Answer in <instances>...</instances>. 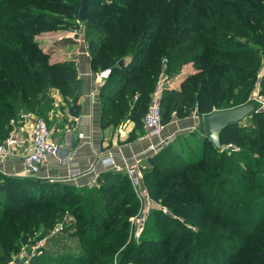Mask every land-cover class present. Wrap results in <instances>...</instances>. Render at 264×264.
Listing matches in <instances>:
<instances>
[{"label": "trees", "instance_id": "obj_1", "mask_svg": "<svg viewBox=\"0 0 264 264\" xmlns=\"http://www.w3.org/2000/svg\"><path fill=\"white\" fill-rule=\"evenodd\" d=\"M36 1L8 12L3 6L11 3L0 0L1 139L8 133V127L1 133L2 126L18 111L40 113L41 97L48 90L57 92L61 108L70 116L79 114L76 61H49L50 49L42 50L26 28L72 24L74 17L78 22L80 1H56L53 10L59 16L50 19L30 10ZM93 2L98 6L86 12L80 25L90 69L110 68L97 93L100 128L129 120V140L135 131L143 133L141 120L158 78L169 81L185 66L191 71L178 86L162 84L158 101L163 124L250 102L264 55V0ZM87 5L85 0L86 9ZM54 42L77 41L64 36ZM258 82L259 95H264V73ZM198 132L193 160L187 156L193 153L191 147L179 153L166 144L140 165L147 193L170 215L153 210V225L144 227L136 244L120 249L114 262L112 255L127 229L124 214L130 204L136 205L123 172L99 173L86 194L69 183L0 174V263H6L21 243H28L40 226L46 233L53 224L48 218L71 215L78 220L74 231L83 250L37 255L28 264L58 259L59 264H155L158 254L153 250L165 255L159 264H264V112L255 109L221 130L218 148L202 134L201 126ZM224 144L239 148L220 151ZM114 195L117 200L107 205L104 196ZM42 205L53 209L35 211Z\"/></svg>", "mask_w": 264, "mask_h": 264}, {"label": "rangeland", "instance_id": "obj_2", "mask_svg": "<svg viewBox=\"0 0 264 264\" xmlns=\"http://www.w3.org/2000/svg\"><path fill=\"white\" fill-rule=\"evenodd\" d=\"M29 1L30 0H8V2L11 3V5L9 7H7L8 3L6 2L4 4L3 8H6L5 10H7L8 12H11V11L14 12L16 10L22 9L26 4H28ZM31 1H34V0H31ZM56 1H62L63 3H65V1H66V3H71L70 2L71 0H38L34 3H32V7L30 8V10H32V9L37 10V13L43 14V18H46V19H50L48 17H58L59 15L56 14L53 10V7L55 5L54 3ZM88 1H89V5H87L88 10L85 8V12H89L90 9H95L98 6L95 2H93V0H88ZM78 8H79V4H78ZM59 19H63V18L59 17ZM72 19L71 18L67 19L69 21L70 20L73 21L72 24L66 23L67 25L53 24L52 26H49L47 28H43L41 26H35V25L31 24L32 25L31 27L26 28V30L31 31V33L32 32L34 33L32 35V39H33V41H35V43L40 48H42V50H45L48 48V50L50 49L49 50L50 54H54L52 58H50V56H49V58H48L49 61H54V60H58L61 58H70L72 56L71 54L73 52H75V50L77 49V46H78V44L76 42L59 43V44L55 45L54 40L66 36V37H71V38L74 37L76 39V41L78 39L79 40V41H77L78 43H81V41H83L82 29H81V25H80L81 22L80 23L77 22V19L75 17ZM74 25H76L77 27L75 28ZM74 32L76 34H72ZM160 63H161L160 64V73H161L164 69V65H163L164 59ZM190 71H191V69L188 66L186 69H184L182 71L181 75H179V78H176L173 80L174 82H172V83L168 82V81H162V82L166 83L168 87H173L174 84L178 86V84H179L178 80L182 79V77H184L186 75V73H188ZM263 73H264V55L261 56V58H260V67L257 70V75L255 77L254 86H253V88L249 94V98L247 100V101H250V103H253L256 110L262 111V112H264V95H259L260 84L258 81H259V79ZM161 77H159L158 80L163 78V77L162 78ZM55 93H56V91L48 90L42 95L41 101H40V105H41L40 113L36 114L33 111L27 112V113H31L32 115H34V117L41 119L46 124V126L48 127V129L50 131L51 139H52L51 129H52V127L54 128L55 121L57 118L55 113L59 112L66 117H70V115L66 112V109L61 108L62 107L61 105H63V103L60 100V97L58 96V94L56 95ZM20 112H24V110L18 111V113H20ZM188 117H193V119L197 125L195 128L190 127L187 130L179 133V132H175L176 131L175 127H173L172 130H169L170 127H169V129L167 127V128H164L166 130V132H165L166 134L164 133V130H163L162 136H168L169 135V142L167 144L170 145L176 152L181 153L182 151H184L186 149L187 146L191 147V150L193 151V153H191V154L187 153V156H188V158L189 157L191 158L190 160H193L195 158L194 152H196V149L198 148L197 141L201 137L200 133L198 132V128H199V126H201V124H200L201 119L200 118H202V117H197L194 113H191ZM178 120H180V119H178ZM164 126H165V124H164ZM6 127H8V121L1 128L2 134L4 133ZM7 132H8V130H7ZM79 134H77L78 137H80ZM2 137H4V135H2ZM3 139H1L0 142ZM235 147L237 149L239 148L238 146H235ZM183 153H186V152H183ZM57 156H60L62 158V157H64V154L60 153L58 150ZM60 157H59V159H60ZM72 170L76 171V172H74V175H77L80 173L79 170H77V169H72ZM35 177H38V176H35ZM46 182L52 183L54 181L51 179H46ZM57 182L62 183L63 181L57 180ZM63 183H68V182H63ZM71 185H73V184H71ZM73 186H75L76 188H78L80 190H84L85 194H86V192L88 191V188L95 186V182L89 186H80V187L76 186V185H73ZM146 192H147V190H146ZM117 195H120V194L118 193ZM147 195L149 196L148 193H147ZM115 196L116 195L112 196V198H110V199L106 198V196H104L103 200L107 203V205L109 204L111 206L112 202L114 200H117V198ZM149 198L152 201V208L153 209L151 208L149 210V212H147V214H145V221L142 225V231H141L140 235L142 234L143 229L146 225H153V223L151 221H153L154 216L151 217L150 213L153 210L158 209V205H159V201H156L151 196H149ZM135 201H136V199H135ZM134 205L130 204V207H131L130 211L125 212V214H124L125 217L127 216V229L124 231L123 240L121 241L120 246L114 251V253L112 255L113 256V262L115 261V257L117 256L120 249L126 247L129 244H136L139 240L140 235L137 238H134L132 236V233L136 229V225H137V223L135 221V217H136V214L138 212L137 201H136V205H135L136 208H134ZM38 208L41 210L35 209V211H46V210L51 211L53 209L52 207H50L48 205H42ZM165 209H166V213H164V214L170 215V211L168 210V208L165 207ZM28 216H31V215L28 214ZM149 216H150V218H149ZM148 218H149V220H148ZM51 221L53 222L52 227L46 233L42 232L44 230V228L42 226H40L39 231L35 232V234L31 238V240L26 244L21 243L19 249L16 252L12 253L10 259L7 260L6 263H4V264H15L14 263L15 257H19L21 259V262L23 261V259H27V264H28L29 259L32 258V260H33V258L37 255L39 256L41 254L42 255L43 254H51V255L59 256L62 254H76L79 251L83 250L81 248V240H80L79 236L75 234V231H74V229H75L74 226L76 225V223L78 221L76 218H74L71 215H63V216L58 215L54 220H51V218H48L47 223H50ZM155 223H156V221H154V224ZM186 225H188V224L186 223ZM155 226L159 227L158 224H156ZM188 226H190V225H188ZM190 227L192 230L195 229V227H192V226H190ZM86 248H88V246L85 247V249ZM153 252H155V254H158L157 255L158 257H155V264H159L160 261H164L165 255L162 252L157 251V250H153ZM32 260H31V262H32ZM21 262H20V264H22ZM36 262H37V260H36ZM59 263H60V259H58L57 262L51 263V264H59Z\"/></svg>", "mask_w": 264, "mask_h": 264}, {"label": "crops", "instance_id": "obj_3", "mask_svg": "<svg viewBox=\"0 0 264 264\" xmlns=\"http://www.w3.org/2000/svg\"><path fill=\"white\" fill-rule=\"evenodd\" d=\"M76 43L78 44L77 49L70 58L76 61L77 77L81 83V93L78 100L79 114L74 117H66L59 112L55 113L57 118L54 128L51 129V140L57 145L59 152L64 154V157L49 156L38 177L53 181L60 180L80 187L91 185L99 173L107 171L99 164V158L105 155L112 156L118 164H121L122 157L131 165L133 161H137L139 167L144 165L145 159L152 155L145 149L151 141L153 142V139L150 141L138 140L140 134L135 131V138L129 140V132L133 127V123L129 120H123L115 127L100 128V104L97 93L102 82L95 76L97 71L93 72L89 67V58L83 43ZM53 55L49 52L50 58ZM187 67L181 69L179 75ZM179 75L168 82H174L173 80L179 78ZM182 79H179L178 82ZM176 86L173 85V87ZM55 94L57 95V92ZM196 126L193 117H187L180 120L171 119L164 128L168 127L169 129L170 127L169 130H172L175 127V132L181 133ZM79 133L81 134L80 137L77 136ZM20 135L24 141L22 146L16 150L15 156L0 163V174L2 175L21 176L23 173L20 151L27 141V125L20 127ZM71 169H77L80 173L73 176L69 175Z\"/></svg>", "mask_w": 264, "mask_h": 264}, {"label": "built area", "instance_id": "obj_4", "mask_svg": "<svg viewBox=\"0 0 264 264\" xmlns=\"http://www.w3.org/2000/svg\"><path fill=\"white\" fill-rule=\"evenodd\" d=\"M72 34L76 33L74 32ZM81 42L83 43V41ZM109 74L110 68H103L98 70L95 76L103 82ZM162 84V79H159L156 83L155 89L151 94L149 105L141 120L144 131L138 136V140L150 141L153 139V142L151 141L145 149L146 152L150 154H154L169 142V135L162 136L164 124L160 119L158 101ZM25 125H27V141L20 151V158L23 163V173L21 176L35 177L38 176L49 156L58 157V147L51 140L50 131L46 124L41 119L34 117L31 113L20 112L8 120V133L0 142V163L15 156L16 150L22 146L24 139L20 135V127H24ZM79 135L81 136V134ZM219 150L229 152L236 151L237 148L233 144H224ZM99 164L102 168L123 172L126 175L133 196L138 204V212L135 217L137 225L132 233V236L137 238L142 231L145 214L152 208V201L147 195L145 186L142 182V175L137 161H133L131 165L125 158L121 157V164H118L114 161L113 157L108 154L99 158ZM74 172L76 171L72 169L69 170V175L73 176ZM156 210L161 213H166L165 206L160 203ZM21 263L26 264L27 259H23Z\"/></svg>", "mask_w": 264, "mask_h": 264}, {"label": "water", "instance_id": "obj_5", "mask_svg": "<svg viewBox=\"0 0 264 264\" xmlns=\"http://www.w3.org/2000/svg\"><path fill=\"white\" fill-rule=\"evenodd\" d=\"M86 19L85 12V0H80V5L78 9V22H83ZM122 62L119 61L118 65ZM255 111V106L253 103L246 102L239 106H235L223 110H213L207 114L202 115L201 118V128L203 135L208 139V141L213 145V147L218 148V136L221 130L224 128L235 125L245 117L249 116ZM21 259L19 257L14 258L15 264H20Z\"/></svg>", "mask_w": 264, "mask_h": 264}]
</instances>
